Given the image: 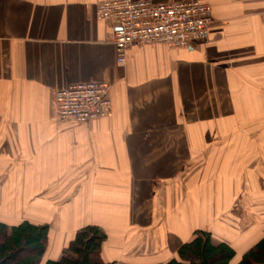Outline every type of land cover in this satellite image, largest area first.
<instances>
[{
    "label": "crops",
    "instance_id": "obj_1",
    "mask_svg": "<svg viewBox=\"0 0 264 264\" xmlns=\"http://www.w3.org/2000/svg\"><path fill=\"white\" fill-rule=\"evenodd\" d=\"M104 1L0 0V221L49 226L45 260H59L80 228L96 225L108 234L106 259L135 263L157 237L127 249L113 220L129 231L131 219L93 203L124 200L116 187H146L182 170L190 117H221L225 106L233 117H264V0H135L207 3L213 22L207 42L135 45L125 65L117 25L97 18ZM82 82L108 83L112 110L84 125L60 121L57 91ZM175 229L163 234L180 247L191 228ZM261 238L235 243L247 251Z\"/></svg>",
    "mask_w": 264,
    "mask_h": 264
},
{
    "label": "rangeland",
    "instance_id": "obj_2",
    "mask_svg": "<svg viewBox=\"0 0 264 264\" xmlns=\"http://www.w3.org/2000/svg\"><path fill=\"white\" fill-rule=\"evenodd\" d=\"M222 111L221 117H190L192 143L183 139L184 145H190L184 155L188 161L171 178L146 187L142 182H131L125 188L116 187L127 191L124 200L93 203L96 208L101 204L114 208V215L126 224L128 217L131 219L129 231L124 223L118 225L111 219L113 231L117 232L114 234L124 236L122 246L131 243L127 249L148 242L153 235L158 240L157 245L148 246L151 253L141 250V258L135 263L105 258L106 261L166 264L177 256L179 244L175 240L171 243V236L163 233H174L179 225L191 228L190 240L200 230L211 233L215 243L232 244L237 253L233 264L246 251L235 242L251 234L256 241L264 236V117H233L227 106ZM202 129L205 137L199 150L197 134ZM181 155L177 154L179 158ZM138 206L143 207L142 215L137 213ZM178 214L183 222L177 224ZM47 220L53 225L52 219Z\"/></svg>",
    "mask_w": 264,
    "mask_h": 264
},
{
    "label": "built area",
    "instance_id": "obj_3",
    "mask_svg": "<svg viewBox=\"0 0 264 264\" xmlns=\"http://www.w3.org/2000/svg\"><path fill=\"white\" fill-rule=\"evenodd\" d=\"M99 21L117 25V60L125 65L135 45L162 44L186 48L207 42L213 22L211 5L199 1L154 4L150 1L110 0L97 9ZM111 86L105 82H82L60 89L55 95V113L60 121L84 125L106 118L112 110Z\"/></svg>",
    "mask_w": 264,
    "mask_h": 264
},
{
    "label": "trees",
    "instance_id": "obj_4",
    "mask_svg": "<svg viewBox=\"0 0 264 264\" xmlns=\"http://www.w3.org/2000/svg\"><path fill=\"white\" fill-rule=\"evenodd\" d=\"M107 240L102 227L88 225L76 232L59 260H45L49 226L29 221L8 225L0 221V264H118L104 257ZM236 257V250L229 243H215L211 233L197 230L166 264H233ZM236 264H264V236Z\"/></svg>",
    "mask_w": 264,
    "mask_h": 264
}]
</instances>
